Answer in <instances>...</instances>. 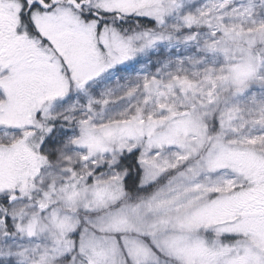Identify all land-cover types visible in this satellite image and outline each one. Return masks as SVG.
Returning <instances> with one entry per match:
<instances>
[{
  "label": "snow or ice",
  "instance_id": "6c2138e0",
  "mask_svg": "<svg viewBox=\"0 0 264 264\" xmlns=\"http://www.w3.org/2000/svg\"><path fill=\"white\" fill-rule=\"evenodd\" d=\"M0 264H264V0H0Z\"/></svg>",
  "mask_w": 264,
  "mask_h": 264
}]
</instances>
